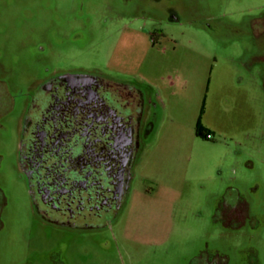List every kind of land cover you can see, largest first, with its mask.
I'll list each match as a JSON object with an SVG mask.
<instances>
[{"label": "rangeland", "instance_id": "obj_1", "mask_svg": "<svg viewBox=\"0 0 264 264\" xmlns=\"http://www.w3.org/2000/svg\"><path fill=\"white\" fill-rule=\"evenodd\" d=\"M113 62L157 107L127 208L95 229L42 221L0 115V264H195L213 246L264 264V0H0L10 88ZM238 197L245 217L224 230L216 208Z\"/></svg>", "mask_w": 264, "mask_h": 264}, {"label": "flooded vegetation", "instance_id": "obj_2", "mask_svg": "<svg viewBox=\"0 0 264 264\" xmlns=\"http://www.w3.org/2000/svg\"><path fill=\"white\" fill-rule=\"evenodd\" d=\"M117 71L116 62L97 72L47 67L15 90L0 68V115L15 120L18 172L32 212L52 226L99 228L120 218L130 202L157 107L149 86L122 80ZM216 212L221 228L231 229L245 217V199ZM211 250L213 256L200 251L195 264H226L223 249ZM249 252L255 264L257 253Z\"/></svg>", "mask_w": 264, "mask_h": 264}, {"label": "trees", "instance_id": "obj_3", "mask_svg": "<svg viewBox=\"0 0 264 264\" xmlns=\"http://www.w3.org/2000/svg\"><path fill=\"white\" fill-rule=\"evenodd\" d=\"M197 135H203L202 134V131L198 128V130H197Z\"/></svg>", "mask_w": 264, "mask_h": 264}]
</instances>
